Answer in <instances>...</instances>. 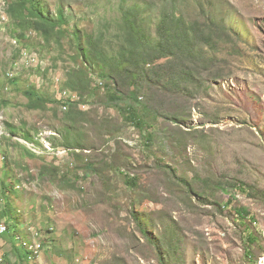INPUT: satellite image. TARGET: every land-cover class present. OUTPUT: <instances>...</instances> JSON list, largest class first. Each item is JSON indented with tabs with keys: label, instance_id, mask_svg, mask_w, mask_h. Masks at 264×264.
<instances>
[{
	"label": "rangeland",
	"instance_id": "1",
	"mask_svg": "<svg viewBox=\"0 0 264 264\" xmlns=\"http://www.w3.org/2000/svg\"><path fill=\"white\" fill-rule=\"evenodd\" d=\"M34 7L0 18V264H264V0Z\"/></svg>",
	"mask_w": 264,
	"mask_h": 264
},
{
	"label": "trees",
	"instance_id": "2",
	"mask_svg": "<svg viewBox=\"0 0 264 264\" xmlns=\"http://www.w3.org/2000/svg\"><path fill=\"white\" fill-rule=\"evenodd\" d=\"M29 3L32 5L31 11H30ZM24 7L30 11L28 18L32 21L34 29L37 31L43 32V28L41 26V23L48 20L49 17L45 12H43V10L41 8H39V7L35 8L34 7V0H14L13 4L11 6V9H10V15L12 17V20L14 22H21L22 21L21 20V19H23L22 10ZM172 33H173V30L169 29V34H172ZM163 41L169 42V39L165 38L163 36H160L158 42L154 45V46H156L155 47L156 51H160V49L163 48V46H162ZM130 46H134V45H130ZM129 54L135 55V54H131V53H129ZM137 55L142 57L143 60H144V57H146L147 61H149V62L152 61V58H151V60H148L149 58H147L148 55L145 51L139 52ZM32 95H35V94L32 93ZM131 96H133V92L131 93ZM110 97L113 98V96H110ZM134 100L137 101V99L135 97H134ZM72 104L73 103H71V105ZM135 104H136L135 102L133 104L129 103L126 107H120V109L123 108L125 110V112L127 113V116H125V118L127 120L131 121L132 123H134L137 126H142V124L144 123V119H143V116L140 114V112L136 109ZM175 177L177 179H179L176 175H175ZM135 181H136L135 179L128 180V182L134 186L136 185ZM180 181L183 184H186V185L189 184L188 181H186L184 179H181ZM240 185H243V184H240ZM243 186L245 188L246 184H244ZM220 189L224 193L229 192V190L227 189V186L220 185ZM240 211L246 212V209L242 208ZM249 239L252 240L253 236H249ZM22 250H23V254L21 253V256L22 257H28L29 252L27 250H25L24 248H22ZM31 255H33L32 252H31ZM26 260H28V259H26Z\"/></svg>",
	"mask_w": 264,
	"mask_h": 264
},
{
	"label": "clouds",
	"instance_id": "3",
	"mask_svg": "<svg viewBox=\"0 0 264 264\" xmlns=\"http://www.w3.org/2000/svg\"><path fill=\"white\" fill-rule=\"evenodd\" d=\"M13 1H14V0H11V1H10V0H0V7L2 8L0 18H1V20H2L3 22H7V21H8V18H9V20H10V23H11V22H14V21L12 20L11 15H10V9H11V6H12V4H13ZM22 53H25L24 50H23ZM63 89L70 90L69 88H61V89H60L61 92H62ZM70 94H71V93H70ZM58 97H59V101L62 102L63 107L65 106L64 109H66L67 106H68V101H69L68 99L73 100V99H75L77 96L71 94V96H69L67 99H65V98L63 99V97H60V94H58ZM17 140H18V142H19L21 145H23L27 150H30V151H32V152H34V153H38V150L36 149L37 146L35 145V143H34L33 141H27V140H23V139H20V138H17ZM47 149H49V148H47ZM2 227H4V229H3L2 231H0V238L3 237V236H5V235L9 232V225H8V223L6 222L5 219L0 220V229H1ZM31 231H32V230H31ZM35 234H36V233H35ZM36 235H37V234H36ZM15 240L17 241V243H18V245L20 246L21 249L24 248L25 250H27V251L29 252V256H30V257L36 255V254L31 255V252L33 253V251L31 250L30 247L28 248V247L25 246V244L23 243L22 237L20 236V233H17V234L15 235ZM39 248H40V244H39ZM37 250H38V249H37ZM25 259H26V258H25ZM27 261H28V260H27Z\"/></svg>",
	"mask_w": 264,
	"mask_h": 264
},
{
	"label": "bare ground",
	"instance_id": "4",
	"mask_svg": "<svg viewBox=\"0 0 264 264\" xmlns=\"http://www.w3.org/2000/svg\"><path fill=\"white\" fill-rule=\"evenodd\" d=\"M2 228H3V227H2ZM2 228H1V229H2ZM1 229H0V231H1ZM38 248H39V244L36 245V248L34 249V253H37V251H38L37 249H38Z\"/></svg>",
	"mask_w": 264,
	"mask_h": 264
},
{
	"label": "built area",
	"instance_id": "5",
	"mask_svg": "<svg viewBox=\"0 0 264 264\" xmlns=\"http://www.w3.org/2000/svg\"><path fill=\"white\" fill-rule=\"evenodd\" d=\"M4 229V227L1 229V231Z\"/></svg>",
	"mask_w": 264,
	"mask_h": 264
}]
</instances>
